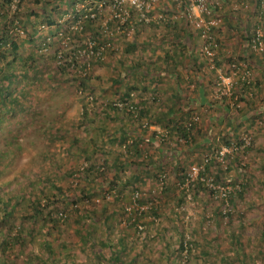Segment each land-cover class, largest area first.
Masks as SVG:
<instances>
[{
  "label": "rangeland",
  "instance_id": "rangeland-1",
  "mask_svg": "<svg viewBox=\"0 0 264 264\" xmlns=\"http://www.w3.org/2000/svg\"><path fill=\"white\" fill-rule=\"evenodd\" d=\"M3 4L17 45L0 47V220L25 232L0 264H264V0H158L146 19L124 0L120 29L114 0ZM81 6L95 20L69 29ZM88 39L109 45L86 68Z\"/></svg>",
  "mask_w": 264,
  "mask_h": 264
},
{
  "label": "trees",
  "instance_id": "trees-1",
  "mask_svg": "<svg viewBox=\"0 0 264 264\" xmlns=\"http://www.w3.org/2000/svg\"><path fill=\"white\" fill-rule=\"evenodd\" d=\"M1 4V3H0ZM3 6H4V4H2V8H3ZM45 13V12H44ZM61 14H63V13H61ZM60 14V15H61ZM44 20H45V22H46V24L49 26V25H52L53 23H55V20L52 18V16L49 14V15H44ZM5 33H3L1 36H0V47H3V46H6V45H12V48L13 49H15L16 48V42H14L13 40H12V38H13V35H10V33H8L9 31H8V29H6L5 31H4ZM49 38H50V36H48ZM2 56H4L3 54L1 55V57ZM126 93L125 94H123V96L121 97V101L122 102H124L125 100H128V98L126 97ZM127 103V102H126ZM127 105H128V103H127ZM136 108H137V105L135 104V103H133V104H130V106L129 107H127V109L129 110L128 111V114H129V116H133L134 115V112L136 111ZM172 132L169 134V136H174V135H178V137L179 138H183V139H185L186 141H188L189 139H190V137H191V132H190V130H189V127H186V126H177L176 128H175V130H174V132H173V130H171ZM123 137L124 138H126V137H129V134L126 132V134H124L123 135ZM223 140V142L224 143H226V144H229L230 142L229 141H227V140H225L224 138L222 139ZM241 141L242 140H239L238 142H237V144H240L241 143ZM133 145H135V146H137L138 144H137V142L135 141H132V144L130 145V148L132 149V146ZM135 151L137 150L136 148L134 149ZM221 163L219 162V160H217V159H212V158H208L207 160H205V163H204V166H200V169L201 170H199L198 171V175H197V178H196V180H195V184H196V186L198 185V187H200L202 190H203V187H204V189L207 187V189H206V191H207V195L208 196H210L211 195V193H215V194H217L218 193V190H214V189H212L208 184H207V182H206V180H207V176H209L211 179H212V181L214 180L212 177H211V175H208L206 172H210L211 171V169L213 168L212 166L213 165H220ZM225 166H226V168H227V164H225ZM184 177H183V179H182V181L184 182L187 178H188V174H185V175H183ZM134 179H136V177H133V179L131 180V181H134ZM206 184V187L204 186V184H203V182ZM190 183V182H189ZM191 184L193 185V182H191ZM191 186V185H190ZM140 201V200H139ZM56 207H59L58 208V210L59 211H64V207L62 206V207H60V206H57L56 205ZM5 209L7 208V207H4ZM34 209V214H33V216H32V218L34 219V218H36L37 216H40V215H42L43 214V212H42V209H40V206L38 205V203H36L35 204V208H33ZM60 212V213H61ZM44 215V214H43ZM46 216H44L43 217V219L45 218ZM133 220H135V214L133 213ZM130 218H132V216H129V218H127L128 219V221L130 222L129 224H132L133 223V221H130L129 219ZM47 221H50V222H52V223H55V222H57L58 220H57V218L54 216V215H49V216H47ZM6 222V218L5 217H3L1 220H0V225H2V224H4ZM9 222V223H8ZM18 222H19V220H18ZM17 222V223H18ZM99 226H100V224L99 225H97V224H94L93 225V228H95V227H98L99 228ZM4 228V230H5V233H7L6 234V236H4L5 238H2L1 240H0V250H2V251H5V249H6V247H7V244H9L10 242H9V239H11V237L9 236V234H10V230H13V229H16V232L14 233V234H19V235H16L17 237H15V239L17 240L16 241V243H18L19 241H18V239H21V237H22V235L24 234V232H25V229L23 228V226L22 225H16V223L13 221V223H12V221H7L6 222V226L5 227H3ZM90 229L88 228V230H87V232H88V234H94L93 232L94 231H89ZM139 229H137V231H138ZM26 234V233H25ZM262 234L264 235V228H263V230H262ZM23 239V238H22ZM105 244H106V246H107V248L109 249V251H113V252H115L116 254L115 255H113V256H111V258L112 257H114L115 256V258L118 256V255H120L121 253H123V251H122V248L121 249H119V250H117L115 247H114V243L108 238V237H105ZM118 244V243H117ZM126 245V244H125ZM125 245L123 246V249L125 248ZM181 245V247L183 248V243H181L180 244ZM186 249V248H185ZM191 251V249L189 248L188 249V252H190ZM116 260V259H115ZM114 260V261H115ZM111 262V261H110Z\"/></svg>",
  "mask_w": 264,
  "mask_h": 264
},
{
  "label": "built area",
  "instance_id": "built-area-1",
  "mask_svg": "<svg viewBox=\"0 0 264 264\" xmlns=\"http://www.w3.org/2000/svg\"><path fill=\"white\" fill-rule=\"evenodd\" d=\"M23 0H0V3H9V6L11 9H16L18 7V5L22 2ZM124 0H114V6L113 7V14H112V20H116L118 21L117 24V29H120V26H123L126 22L127 19L130 17V9H126L122 6V2ZM158 0H128L129 2V7L132 8H136L139 12L140 15L143 19H146V12H148V10H150L153 5L155 4V2ZM202 0H199V6H200V10H206V8H204V4H201ZM77 11L79 12V15L77 17H75L70 26L69 29L75 30V31H80L83 27L84 24L86 22H92L95 20L97 13L95 11H93L92 6H81L80 9H77ZM75 15L71 14V17H74ZM106 28V27H105ZM62 36V33H59ZM68 38V37H67ZM210 39V38H209ZM212 42H208V44L205 46V51L207 54L211 55V45ZM252 47L256 50V51H260L263 50L264 48V42H263V35L261 33H257L254 37V39L252 40ZM109 43H100V42H96L92 39H88L86 40V42L84 43V48L83 49H76V52H73L74 54V59H77L79 57H84L86 59V68L89 67V60L90 59H100L105 51V47L108 46ZM60 57L62 56L61 54L59 55ZM69 62H71V58L68 59ZM73 65V64H72ZM85 68V69H86ZM119 106L122 105V103L118 104ZM192 171L196 172L198 171V169L196 167H192ZM189 180V178H187V181Z\"/></svg>",
  "mask_w": 264,
  "mask_h": 264
}]
</instances>
